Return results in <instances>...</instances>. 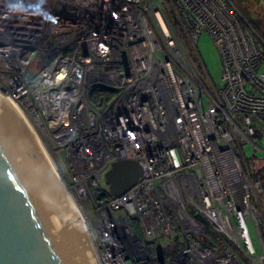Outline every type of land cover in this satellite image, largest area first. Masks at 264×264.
<instances>
[{
  "label": "built area",
  "instance_id": "2783aa9c",
  "mask_svg": "<svg viewBox=\"0 0 264 264\" xmlns=\"http://www.w3.org/2000/svg\"><path fill=\"white\" fill-rule=\"evenodd\" d=\"M0 95L63 153L99 264H264L243 149L264 135V39L230 0H0ZM127 159L141 175L113 196L104 174Z\"/></svg>",
  "mask_w": 264,
  "mask_h": 264
},
{
  "label": "water",
  "instance_id": "95a60500",
  "mask_svg": "<svg viewBox=\"0 0 264 264\" xmlns=\"http://www.w3.org/2000/svg\"><path fill=\"white\" fill-rule=\"evenodd\" d=\"M135 160L104 174L113 196L141 175ZM17 110L0 95V264H99L83 222Z\"/></svg>",
  "mask_w": 264,
  "mask_h": 264
},
{
  "label": "rangeland",
  "instance_id": "374dc122",
  "mask_svg": "<svg viewBox=\"0 0 264 264\" xmlns=\"http://www.w3.org/2000/svg\"><path fill=\"white\" fill-rule=\"evenodd\" d=\"M230 2L245 16V18L248 21L252 22L253 24L258 25L261 28V30L264 32V25H263L264 24V0H230ZM185 46L188 48V50L190 52L191 51L190 48L187 45H185ZM196 48H197L198 54L201 58V61L204 64L206 70L208 71L211 79L215 82L218 81L220 78L219 75H220V69H221L220 59H219L218 53L215 49V46H214L210 36L208 35V33L206 31H203L200 34L198 41H197V44H196ZM37 66H38V58H35L33 60L32 66L30 67L29 70L32 72V71L37 69ZM23 121L25 122L26 126L28 127V129L30 130L32 135H34V137H35V134H33V132L31 131L29 124L26 122L25 119ZM36 140L38 141L39 144H41V142L38 139H36ZM42 141L44 142V140H42ZM254 143H255V145L246 144L243 146V149L245 152V157L253 160L257 166L258 165H264V135L260 136L258 138H255ZM42 147L44 148V146H42ZM44 150L46 151L45 148H44ZM46 153L48 155V159L51 160L50 161L51 163H49V160L46 158V160L49 163L50 168L53 169V172L56 176L57 181L60 182L61 185H64L63 187H64L66 194H67L68 191H67V187H66L65 183L68 181V172H67V164H66L65 157H64L63 153L61 151H56L54 154L50 153L49 151H47ZM250 163L252 164L251 161H250ZM254 166L255 165H253V167ZM257 166H255V167H257ZM255 167H254V169H255ZM59 170L62 172V176H61ZM262 191H263V189H262ZM261 194H262V192H261ZM260 195L258 196V199H259ZM75 203L77 204V207L80 209V204L77 201H75ZM259 205H260V202H259ZM259 207H260V210L262 213L261 218L263 219V226H264V206H263V203H262V206L260 205ZM80 212L82 213L83 217L86 220V217H85L84 213L82 212V210H80ZM78 216L81 218V216L79 214H78ZM261 231H262V229H261ZM250 232H251V237H252L254 246L258 247L257 238H256V236H255V234L251 228H250ZM88 240H89V243L91 245L92 252L94 253V256H96L94 248H93V244L90 241L89 237H88ZM214 242H219V241H214ZM170 264H176V263H174L172 261ZM242 264H246V263L242 262Z\"/></svg>",
  "mask_w": 264,
  "mask_h": 264
},
{
  "label": "trees",
  "instance_id": "16d2710c",
  "mask_svg": "<svg viewBox=\"0 0 264 264\" xmlns=\"http://www.w3.org/2000/svg\"><path fill=\"white\" fill-rule=\"evenodd\" d=\"M236 8V7H235ZM237 9V8H236ZM238 10V9H237ZM239 11V10H238ZM240 12V11H239ZM240 14L243 16V18L254 28V30L258 33V35L260 37H262L264 39V32L261 30V28L256 25V24H253L252 22L248 21L245 16L240 12ZM263 23V22H262ZM264 25V24H263ZM253 165L257 166L256 163H254L253 160L249 159ZM254 166V167H255ZM254 174L255 176H257L259 179H260V182H261V186H262V194L260 195L259 197V202H260V205L262 206V203H263V206H264V165H258L257 167H255L254 169ZM207 231L209 233V235L211 236V238L213 240H221V241H224L226 242L231 248V244L222 236L220 235L219 233L213 231L211 228H207ZM262 235H263V238H264V226H262ZM244 262L246 264H249L246 260H244Z\"/></svg>",
  "mask_w": 264,
  "mask_h": 264
},
{
  "label": "bare ground",
  "instance_id": "6f19581e",
  "mask_svg": "<svg viewBox=\"0 0 264 264\" xmlns=\"http://www.w3.org/2000/svg\"><path fill=\"white\" fill-rule=\"evenodd\" d=\"M6 99V98H5ZM9 103H10V105H12V107L14 108V109H18V107H17V105L16 104H14V103H12L9 99H6ZM17 113H18V115L19 116H21L20 115V113H19V111L17 110ZM24 120V119H23ZM26 120V119H25ZM27 122V121H26ZM25 123V122H24ZM27 123H29V122H27ZM26 125V124H25ZM87 125L89 126V124L87 123ZM29 126H31L30 124H29ZM32 127V126H31ZM30 127V128H31ZM30 131V130H29ZM31 131L33 132V130H32V128H31ZM33 134H35L34 132H33ZM34 136V135H33ZM35 141L37 142V144H39L38 143V141L36 140V139H38L37 137H36V135H35ZM39 140V139H38ZM39 147H40V149H41V152H42V154L44 155V156H46L45 158H47L48 159V155H47V153H46V151L44 150V148L42 147V144H39ZM49 160V159H48ZM51 160H49V163H51L50 162ZM52 170V172H53V169H51ZM53 174H54V172H53ZM55 175V174H54ZM56 177V176H55ZM60 183V182H59ZM64 186V185H63ZM70 199V198H69ZM73 202H72V201ZM71 200H69L70 202V205H71V207H72V209L75 211V212H77V214H79L80 216H81V218L80 219H83V217H82V214H81V212H80V209L77 207V204L75 203V201L71 198ZM74 203V204H73ZM77 207V208H76ZM83 221V220H82Z\"/></svg>",
  "mask_w": 264,
  "mask_h": 264
}]
</instances>
